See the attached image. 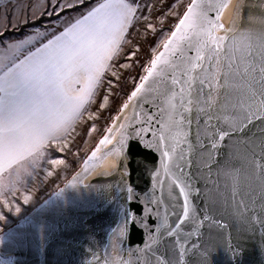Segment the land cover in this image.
Masks as SVG:
<instances>
[{"label": "snow or ice", "instance_id": "1", "mask_svg": "<svg viewBox=\"0 0 264 264\" xmlns=\"http://www.w3.org/2000/svg\"><path fill=\"white\" fill-rule=\"evenodd\" d=\"M161 3L164 4V0ZM224 6L220 5L221 8ZM28 7H18L16 11L25 13ZM140 8L138 0H63L57 16L65 9L79 11L52 21L43 33L37 29L39 39L25 37L0 43L3 50L0 54V172L10 169L25 155L40 150L45 142L59 145L54 133L60 124L82 116L86 106L95 102L94 97L101 88H107L99 105L101 110L108 105L110 96L118 98V91H123L124 87V72L138 62L133 57H137L139 49L129 50L127 59L132 61L131 64H120L119 60L124 46L131 43L127 39L130 28L140 22L137 16ZM212 11V0H191L183 16L167 34H163V20L158 32L149 17H143L145 38L151 33L155 46L149 45L150 59L141 65L145 74L139 76L140 83L134 84L130 94L126 93L127 100L120 109L128 108L134 98L138 101L143 99V93L153 97L157 112L141 121L139 127L128 125L127 132L124 124L119 125L121 135L115 141L118 148L114 153L117 159L113 171L120 173L121 185L127 193L126 201H139L143 211L137 214L128 209L125 222L112 236H116L123 246L133 225L146 231L150 238L159 234L161 241L166 233L170 247L157 258V264H180L187 256L190 244L197 254V264H211V255L220 244L229 246L234 253L237 251L232 248L231 234L222 242L196 244L191 241L193 232H201L203 221L209 217L207 209L201 208L192 198L193 191L197 195L200 193L197 185L201 178L192 172L196 161L192 158L193 148L183 127L191 124L193 111L198 116L203 113L207 117L206 125H210L213 119L217 123L223 120L228 130L211 125L215 128L210 134L211 147L215 149L220 141L236 132L238 126L242 127L243 121L251 123L250 117L264 119V14L249 16L248 26L234 32L229 39L227 33L231 29L224 27L218 13L215 17L210 16ZM44 14V10H40L39 16L33 11L32 20ZM52 14L47 13L48 16ZM171 14L176 15L174 12ZM257 22L262 26L259 31L254 27ZM15 28L16 25L12 24V29ZM221 30L225 35L218 34ZM3 34L0 31V37ZM158 35L159 39H156ZM161 48L162 51L159 50ZM13 51L15 54H10ZM105 77H108L106 82ZM149 81L151 87L147 85ZM257 112L259 116H256ZM93 116L95 113L89 118ZM153 122L157 125L155 128ZM144 125H147V130ZM115 130L108 128L106 131L112 133ZM217 134L218 140L215 139ZM133 142L143 150L144 167L151 180L149 191L142 195L136 193L128 180L127 161ZM109 143V136L99 141V145ZM183 144L188 145L187 151ZM232 149L235 163L227 164L222 174L233 196L243 190L258 194L264 208V163L256 160L259 156V160L264 161V134L259 141L238 140ZM153 153L159 155L149 161L148 157ZM95 156L96 151H93L90 159ZM51 163L63 161L52 160ZM186 167L189 171H185ZM157 186L160 195L156 194ZM23 199L28 204L31 197L25 195ZM165 201L173 208L176 203L180 205L176 212L171 213L175 217L171 224L167 209L163 216L160 213ZM249 201L256 203L251 196L236 203L235 214L253 226L259 223L264 228V218L256 220L245 215L252 211ZM4 204L9 206L7 200ZM20 211L17 206L15 212L18 214ZM4 218L0 215V220ZM149 220L155 223L149 225ZM185 227L190 230L183 231ZM144 247L151 251L147 241ZM155 251L159 252V248ZM93 256L95 264H101V261L109 264L107 252L105 256L96 253ZM120 264L126 262L121 259Z\"/></svg>", "mask_w": 264, "mask_h": 264}, {"label": "water", "instance_id": "2", "mask_svg": "<svg viewBox=\"0 0 264 264\" xmlns=\"http://www.w3.org/2000/svg\"><path fill=\"white\" fill-rule=\"evenodd\" d=\"M212 2L214 11L209 15L215 17L217 13L219 14L220 22L225 28L231 29L227 33L229 39L234 32H240L248 26L249 16L260 17L264 14V7H261L264 0H212ZM222 4L225 6L221 8ZM254 27L259 31L262 26L257 22ZM218 34L225 35L222 30ZM147 85L151 87V81L147 82ZM141 95L143 99L138 101L134 98L129 102L128 108L116 113L106 128L116 130L112 133L105 130L95 146L62 184L17 221L0 231L2 255H11L14 264H95L93 253L105 256L107 252L109 264H120L121 259L126 264H157V258L170 247V239L166 233L164 240L161 241L159 234L150 238L146 231L133 225L123 246L119 244L116 236H112L125 222L128 209L137 214L143 211V205L139 201L131 203L126 201L127 193L121 185L120 173L113 171L117 159L114 153L118 148L115 141L121 135L119 125L124 124L127 132L128 125L139 127L141 121L157 112L153 97L144 96L143 93ZM256 116H259L258 112ZM190 119L191 124L185 125L183 131L187 141L192 145V158L196 161L192 172L201 178L197 185L200 193L197 195L193 191L192 198L201 208L207 209L206 215L209 217L203 221L201 232H193L191 241L196 244L222 242L231 234L232 248L237 251L234 253L229 246L220 244L211 255V264H264V228H261L259 223L253 226L234 212L236 203L248 200L251 196L256 203L249 201L248 206L252 211L245 215H250L256 220L264 218V208L261 207L259 196L252 195L246 190L237 191L233 196L232 189L222 174V169L227 164L235 163L232 158V145L238 140L259 141L264 134V119L250 117L251 123L243 121V126H238L237 131L220 141L215 149L211 147L210 134L215 128L228 130L223 120L217 123L213 119L210 125H206L207 117L203 113L198 116L195 111ZM152 126L155 128L157 125L153 122ZM144 127L147 130V125ZM105 136H109L111 143L99 145V141ZM215 139H219L218 134ZM182 147L187 151V144H183ZM93 151H96V156L90 159ZM158 155L150 154L148 160L151 161L153 156ZM129 156L128 180L136 193L142 195L149 191L151 185L148 171L144 167L143 150L133 142L129 148ZM256 160L257 163H264L259 160V156ZM185 171L189 169L186 167ZM101 172L104 174L100 175ZM163 178L161 174V179ZM156 194L160 195L159 186ZM179 207V203L173 208L165 201L160 207V213L163 216L167 209L171 224L175 220L171 213L176 212ZM148 223L151 225L155 221L149 220ZM189 230V227L183 229L185 232ZM146 241L151 245V251L145 249ZM157 248L159 252L155 251ZM180 264H197V254L191 244L187 256Z\"/></svg>", "mask_w": 264, "mask_h": 264}, {"label": "rangeland", "instance_id": "3", "mask_svg": "<svg viewBox=\"0 0 264 264\" xmlns=\"http://www.w3.org/2000/svg\"><path fill=\"white\" fill-rule=\"evenodd\" d=\"M34 1L36 3L37 0ZM190 1L191 0H164V4H162L161 0H138L141 6L140 12L137 13L140 22L130 28L127 39L131 41V43L124 46V51L121 54L119 63L131 64L132 61L127 59L129 50L137 51V49H139L137 51V57H133V60H138V62L131 69L124 72L122 77L124 84L123 91H118V98L110 96L108 105L105 109L101 110L99 105L103 102V95L107 92L106 87L101 88L99 94L94 97L95 102L86 106L87 110L83 111V115L67 123L64 129H62L64 132L56 135L59 140V145L55 142L47 143L49 147L43 151L46 155L44 159L45 162L42 167H38L33 175L28 178L29 181L19 184L0 182V215L5 217L3 220H0V231L13 224L42 199L48 196L79 166L84 157L103 135L124 101L127 100L126 93L130 94L134 84L140 81L139 76L144 74L141 65L146 64L147 60L150 59L149 45L155 46V40L151 33L148 34L147 39L145 38V22L143 17L148 16L158 32L161 28L160 22L163 20V34L170 33ZM62 2L63 0H46V4L45 1L43 4L44 7L40 4L35 5L34 7L37 9V15L39 16L40 10H44L46 18L49 19H45L43 23L40 24L29 25L25 30L20 32L17 31L18 33L15 31L19 30L24 22L15 23L16 28L12 29V24L6 22L3 17L0 22V31H3L4 34L0 37V43L6 40V36L10 37L12 35V40L14 41L16 35L26 30L33 31L38 29L43 33L46 27L51 25L52 21L58 20L60 17L75 15L76 12L79 11V9H65V11L59 12V16H57V11ZM0 9L3 10L2 7H0ZM48 12H52L53 17L48 16ZM173 12L176 13V15H172L171 13ZM28 20H32V18L27 19V21ZM5 28L15 31L14 33H5ZM156 39H159V35ZM0 54H3L2 49H0ZM107 79L108 77H105V82ZM92 113H95V116L90 119L89 117ZM61 148H63L62 151ZM52 160L63 161V163L52 164ZM49 173H51V175H49ZM0 178L3 181L2 177ZM25 195L31 197L28 204L24 203L23 198ZM5 200L8 201V207L4 204ZM17 206L21 209L18 214L15 212Z\"/></svg>", "mask_w": 264, "mask_h": 264}, {"label": "crops", "instance_id": "4", "mask_svg": "<svg viewBox=\"0 0 264 264\" xmlns=\"http://www.w3.org/2000/svg\"><path fill=\"white\" fill-rule=\"evenodd\" d=\"M45 4H46V0ZM43 0H37L36 3L34 0H0V7L3 8L0 9V22L2 21L3 17L5 18L6 22L15 24L17 22H24L25 20L32 18V12L37 11L35 9V5L40 4L43 6L44 4ZM48 3V2H47ZM25 5H29L27 11L25 13H19L16 11L18 7H23ZM44 7V6H43ZM31 16V17H30ZM8 37V38H7ZM12 36H6L7 41H13ZM25 37H29L32 40L39 39V36L36 35V30L33 31H24L18 35H16L14 38L16 40L23 39ZM27 46V45H26ZM38 46V45H37ZM10 54H15L14 51ZM69 123V122H68ZM67 125V123H61L59 126L58 131H56L54 134L58 135L64 132V127ZM49 147L47 142H45L40 150L36 151L35 153L31 155H25L22 159H20L16 164H13L10 169H5L3 172H0V177H2L3 181L0 178V182L3 183H10V184H19L24 183L26 181H29L28 178L31 177L36 171L38 167H42V165L45 162V149Z\"/></svg>", "mask_w": 264, "mask_h": 264}, {"label": "trees", "instance_id": "5", "mask_svg": "<svg viewBox=\"0 0 264 264\" xmlns=\"http://www.w3.org/2000/svg\"><path fill=\"white\" fill-rule=\"evenodd\" d=\"M65 11V10H64ZM53 17V16H52ZM45 19H49V18H46V14H44L43 16H40V18L39 19H37V20H35V21H33V20H28L27 21V23H23L22 25H21V27L19 28V30H7L5 33H14V31L16 32V33H18L17 31H23V30H25V28L26 27H28L29 25H32V24H40V23H43V21L45 20Z\"/></svg>", "mask_w": 264, "mask_h": 264}, {"label": "bare ground", "instance_id": "6", "mask_svg": "<svg viewBox=\"0 0 264 264\" xmlns=\"http://www.w3.org/2000/svg\"><path fill=\"white\" fill-rule=\"evenodd\" d=\"M0 264H14L11 255H2L0 253Z\"/></svg>", "mask_w": 264, "mask_h": 264}]
</instances>
